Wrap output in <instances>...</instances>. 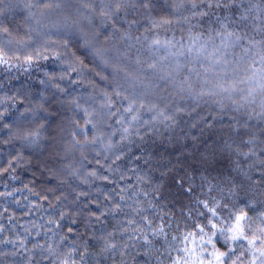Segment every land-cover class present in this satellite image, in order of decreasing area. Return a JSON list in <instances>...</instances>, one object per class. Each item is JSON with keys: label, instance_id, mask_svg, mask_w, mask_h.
Here are the masks:
<instances>
[{"label": "trees", "instance_id": "trees-1", "mask_svg": "<svg viewBox=\"0 0 264 264\" xmlns=\"http://www.w3.org/2000/svg\"><path fill=\"white\" fill-rule=\"evenodd\" d=\"M27 2L28 0H5V14L0 17L11 32L10 36L0 33V43L13 41L6 48L11 57L8 65H0V85L3 86L0 87V99H5V104H0V111L7 108L5 119L0 121V264H53L54 257L35 245L39 243L45 248L51 245L58 251L65 252L73 241L81 250L86 249L82 264H172L173 260H180L183 264L184 259H189L190 264L196 260L198 264V258L204 259V264H207L208 259H211L208 253L213 251L211 245L206 246L207 252L203 254H190L183 249L195 245L182 243L179 239L173 241L172 237H182L189 231H195L194 224L207 223L206 210L195 201L197 197L204 199L218 193H207L206 185L202 191L201 177L206 176L212 183H216L213 177L219 179V173L226 174L230 170V160L235 157L224 148L225 141L232 143L236 140L239 143L240 139L249 138V132L241 129L239 134L234 133L231 129V117L234 113L226 110V114L221 118L219 110L211 101L205 103L201 100L197 106L195 100L180 98L178 91L182 80L188 78L194 86L199 87L205 78L203 69L199 67L200 62L195 64L201 72L200 77L195 72L189 74L185 69L174 72V79L160 78L175 69L177 59L181 64L185 63V57L175 55L181 50L180 43H187L189 35V24L173 11L174 2L178 3L179 0H152V6L148 10L130 8L126 19L136 23L130 29L127 24H122L121 31L115 35L110 27H100V0H44L38 9H31L35 14L31 20L28 19L29 10L25 8ZM45 4L51 7H45ZM86 4L89 7H85ZM93 8L97 10L96 13L92 12ZM184 15L189 13L184 12ZM163 21L170 23L165 24ZM154 23L156 27L153 26ZM207 27V22H202L200 30ZM82 32L90 36L98 32V46L107 48L115 66L122 70L114 72L112 68H102L99 62L81 47L79 37ZM69 35L73 36L69 50L79 55L87 65L83 74L86 78L80 83L70 84V80H77L76 75L65 74V66L52 58L57 45L49 42L61 41ZM125 36H131L132 39L125 40ZM155 39L161 42L160 47H150ZM168 41L175 47L166 48ZM45 47L48 48L47 52H44ZM34 49H40L49 58L41 59L27 67L25 58L32 54ZM236 58L238 59V56ZM137 59L148 62L159 60L164 71L156 74L151 70L144 71L146 64H137ZM234 66L241 76L245 75L244 65ZM97 72L107 79L101 80ZM229 72L231 73V69ZM46 73L56 79L47 83L49 77ZM61 75H65L64 80L59 79ZM208 78H211V74ZM41 80L46 83L41 84ZM117 82L123 84L129 94L141 96L146 103L152 102L169 108L184 104L189 111L195 108V112L191 116L184 114L178 117L179 123L174 129L162 128V135L146 136L149 155L152 157L151 166L145 165L143 160L129 161L125 156L113 165L119 166V172L111 174L112 183L98 180L89 187L82 184L72 172L77 169L90 171L95 168L109 175L107 171L100 169V165H107L114 157L110 156L109 160H105L106 153L100 146L84 149L87 160L83 159L80 151L71 150L73 133L79 131L73 121L79 119L83 123V120L82 114L70 101L76 100L90 109L98 108L103 102L101 93L105 90L111 93ZM55 84H59L66 91L59 92ZM7 97L14 99L7 100ZM41 104L43 110L37 111ZM21 113H25L27 119L21 116ZM236 115L243 123V117ZM200 116L208 117L213 127H204L201 131L198 122ZM114 119L108 120L107 124H112ZM144 119H148V114H145ZM193 123H197V127H192ZM3 124L11 125L12 133H16L18 129L39 130L38 143L25 144L10 135V129L2 127ZM107 124L103 126L105 132L110 131ZM248 124L250 132L258 137V148L264 147L261 142L264 141V133L260 131L264 128V123L251 120ZM140 131L143 134L145 128ZM75 138L83 142L84 136L81 134ZM133 154L139 155L134 147L129 155ZM133 168L136 169L135 172L131 171ZM4 169L7 171H3ZM120 172L125 173L124 180H120ZM145 173L150 177L152 185L159 186L158 192L151 193L148 185L137 182V175ZM182 178L183 188L178 183ZM189 184L194 187L191 193L186 191ZM129 185L133 188L129 189L126 195H132L134 191L142 188L151 194L149 197L136 198L141 201L140 204H137L136 200H128V205L132 207L124 206L119 200V189ZM81 192L88 195H79ZM106 193L109 194V199H105ZM253 195L256 201L264 199L255 193ZM148 200H152L155 206L149 208ZM94 202L100 207L97 208ZM116 203L124 206V212L102 218V225L93 221V226L86 227L87 216L91 212L99 214L100 210ZM240 204L245 206L243 200ZM135 207L144 208L143 215L154 218L156 225H163L165 228L167 239L150 236L154 244V255L151 257L142 254L145 249L139 242L127 249L123 247L128 241L127 236H122L119 230L121 226L127 227L126 221L133 217L142 223L140 216L133 211ZM260 207L262 205L257 203L249 214L255 215ZM199 212H205V216L199 215ZM61 214H65L63 220ZM226 215L227 210H223L221 217ZM73 219L77 221L76 224L71 223ZM49 220L56 223L49 224ZM57 223L60 227H57ZM69 227L74 229L71 234L68 233ZM108 232L113 233V240L120 244L121 248L111 255L100 256L98 253L102 241L99 237ZM64 236H68L66 241H62ZM242 243L243 248L231 243L225 244L224 239L220 237L216 240V248L220 251L236 248L231 260L239 256L244 264H249L251 252L246 250L247 243ZM75 258L80 264L79 256ZM231 260H226V264H231ZM237 264H240V261H237Z\"/></svg>", "mask_w": 264, "mask_h": 264}, {"label": "snow or ice", "instance_id": "snow-or-ice-1", "mask_svg": "<svg viewBox=\"0 0 264 264\" xmlns=\"http://www.w3.org/2000/svg\"><path fill=\"white\" fill-rule=\"evenodd\" d=\"M44 0H28L25 8L29 10L28 19L34 18L35 14L31 12L33 7L39 8ZM5 0H0V17L5 14ZM152 0H100L98 15L100 17L101 28H111L113 34L121 31L122 24H127L130 29L136 21L126 19L130 8L150 9ZM45 7H51L45 4ZM89 7V5H85ZM173 11L182 17V20L189 24L187 43H180V51L175 53L176 56L185 57V63L181 64L179 59L176 60V66L173 71H168L161 79H174V72L178 73L187 70L189 74L195 72L200 77L201 72L195 67L197 62L199 67L203 69L204 79L199 84V87L194 86L188 78L181 81L178 95L183 100L185 98L197 101L203 100L205 103L211 101L215 104L221 118L227 111L234 113L231 120V129L234 133L239 134L241 129L248 130L249 138L247 140L240 139L239 143L233 140L232 143L225 141L224 148L234 155V159L229 162L230 170L227 173H219V179L213 177L216 183H212L208 177L202 176L201 190L207 186V193L216 192L218 195L200 199L197 197L196 203L206 210V224H194L195 231H189L182 237L173 236L172 240H180L182 243L192 244L195 247H185L183 251L190 254L207 252V245H211L213 251L208 253L211 259H208L207 264H226V260H231V255H234L236 248H229L228 251H220L216 248V240L222 237L225 244L231 243L243 248L247 243V249L251 252V260L249 264H264V199L255 200L253 193L264 198V147L258 148V137L255 133L250 132L248 121L257 120L264 123V6L260 3H253L252 0H179L174 2ZM96 9H92L96 13ZM184 12L189 15H184ZM196 23H192V21ZM207 22L208 27L202 28V22ZM167 24L170 21H163ZM39 24V20H37ZM154 27L157 25L154 23ZM254 32L255 35H251ZM0 33L10 36L11 32L0 19ZM99 33H93L91 36L87 33L80 34L81 47L87 50L94 60L99 62V65L104 68H112L114 72L121 71L115 66L112 58L109 56V50L98 46L96 36ZM259 36L260 39L256 37ZM125 40H131V36L123 37ZM139 39V38H137ZM73 36L69 35L61 41H50L49 43L57 45V50L52 53V58L60 64L64 65V73H74L77 80H70L69 83H80L84 77V72L87 68L84 60L76 53L69 50V45L72 44ZM13 43L8 40L6 44L0 43V65H8L10 57L9 51L6 48ZM19 43V42H17ZM161 42L158 39L152 41L150 47H160ZM165 47H175L168 41ZM240 52L237 53L236 50ZM48 48L45 47L44 52ZM40 49H34L32 54L25 58V65L31 67L33 63L41 59L47 60L49 57ZM232 56L233 59H229ZM238 56V59L236 58ZM204 62H207L206 64ZM137 64H146L144 71L151 70L153 74L164 71L163 65L159 60L153 59L151 62L141 61L137 59ZM188 65H193L188 67ZM234 65H244L245 75L241 76L239 70ZM231 69V73L229 72ZM101 80H106V76H101L96 73ZM211 74V78L208 76ZM48 75L47 83H51L56 79L55 76ZM60 80L65 79V75L59 77ZM41 84L46 81L41 80ZM61 93L66 89L60 87L59 84L54 85ZM0 87H3L0 85ZM102 103L98 108H88L79 104L76 100L70 101L75 109L82 114L81 121L75 120L73 123L78 132L73 133V141L71 142L72 151H80L84 160L87 156L84 155V149L91 146H100L104 152L105 160H109L110 156L114 157L107 165H100V169L107 171L109 175L103 174L98 169L80 171L79 169L72 172L82 184L92 186L96 181H104L112 183L111 174L119 172V166L113 167L117 161H121L127 156L129 161L143 160L145 165L151 166L152 157L149 155L148 141L146 136L162 135L164 130L174 129L178 123V117L184 114L189 116L195 112V108L189 111L184 104H176L174 108L168 106L161 107L152 102L146 103L141 96L129 94L128 89L123 84L117 82L111 93L107 90L101 93ZM207 98V99H205ZM7 100L14 99L7 97ZM0 104H5V99H0ZM39 110H43V104L39 106ZM32 111V110H26ZM7 108L0 111V121L5 119ZM145 114H148V119H144ZM236 114L243 117V123ZM27 119L25 113H21ZM114 119L112 124H107L108 120ZM215 119V118H213ZM201 131L204 127L211 128L213 124L206 116H200L199 121ZM110 129L109 132L104 131V125ZM2 127L10 129V135L21 140L27 145L37 144L40 138V131H25L18 129L16 133L11 132V125L3 124ZM41 127H43L41 125ZM192 127H197V123H193ZM145 128L142 134L140 129ZM264 133V128L260 129ZM91 132V136H89ZM83 135V142L76 139L77 135ZM135 137V139H134ZM113 138H116L115 140ZM264 143V141H261ZM155 143V140L152 141ZM133 147L138 151L139 155H129L133 152ZM247 149V150H245ZM99 155V153H97ZM159 163V161H157ZM99 164V161H97ZM11 167V164L9 165ZM3 171H7L4 169ZM131 171L135 172L133 168ZM235 173V175H233ZM166 173H162L164 175ZM120 180L125 179V173L120 172ZM137 182L146 184L151 189V193L159 191V186H154L151 183L150 177L147 174L137 175ZM183 188V178L178 181ZM120 187L119 200L124 206L128 205V200H136L140 204L138 197H149L150 191L140 189L134 191L132 195H126L129 189ZM188 193L194 191L192 184L186 189ZM243 193V196H241ZM11 195V193H9ZM79 195L86 196L88 193L81 192ZM79 198V196L77 197ZM109 194H105V199H109ZM244 201L245 206H241L240 201ZM96 203V202H94ZM262 205L256 210L255 215H250V211L255 208L256 204ZM148 207H154L152 200L147 201ZM97 208L99 204L96 203ZM124 206L121 203H116L111 207H106L96 212H91L87 216L86 227L93 226V221L96 224H103L104 217L109 215L115 216L117 213L124 212ZM246 208L248 210H246ZM227 210L226 217H221V212ZM133 211L140 216L138 222L134 217L129 218L126 223L127 227L121 226L119 229L122 236H127L128 243L124 244L125 249L135 246L139 242L145 251L142 253L146 257H151L153 253V238L164 237L167 239L165 228L163 225H156L154 218L143 215L145 211L142 207H135ZM205 216V212L198 213ZM65 218V214H61V219ZM49 224L56 223L49 220ZM72 224L77 221L73 219ZM57 227L60 225L57 223ZM2 230V229H0ZM74 229L69 227L68 233H73ZM39 234V233H38ZM68 236L62 237V241H66ZM99 239L102 241V247L98 255L105 256L115 253L121 248V245L113 240V233L108 232ZM86 243V241H85ZM35 247L46 251L49 256L54 257L53 264H78L77 255L79 256L80 264L85 259L86 249L81 250L75 241L65 252L58 251L57 248L51 245L45 248L44 245L37 243ZM123 255V253H121ZM169 255H171L169 253ZM244 264L240 257L231 260V264ZM172 264H181L180 260H173ZM183 264H190L189 259H184ZM191 264H197L196 260L191 261ZM198 264H204V259L198 258Z\"/></svg>", "mask_w": 264, "mask_h": 264}, {"label": "rangeland", "instance_id": "rangeland-1", "mask_svg": "<svg viewBox=\"0 0 264 264\" xmlns=\"http://www.w3.org/2000/svg\"><path fill=\"white\" fill-rule=\"evenodd\" d=\"M252 2H253V3H260L262 6H264V0H252ZM207 26H208V23H207ZM248 31L250 32L251 35H255V33H254V32H251L250 29H248ZM256 38H257V39H260L259 36H257ZM236 52L239 53L240 50L237 49ZM230 57H232V56H230ZM232 58H233V57H232Z\"/></svg>", "mask_w": 264, "mask_h": 264}]
</instances>
